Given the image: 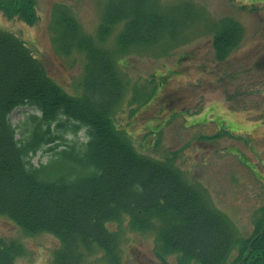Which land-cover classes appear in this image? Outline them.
<instances>
[{"label": "trees", "instance_id": "obj_1", "mask_svg": "<svg viewBox=\"0 0 264 264\" xmlns=\"http://www.w3.org/2000/svg\"><path fill=\"white\" fill-rule=\"evenodd\" d=\"M0 10L29 24L39 19L36 0H0ZM190 16L187 5L163 11L152 0H111L99 37L124 21L118 45L125 52L175 39ZM57 23L61 49L83 50L88 56L81 96L56 83L24 41L0 31V214L28 233L56 234L63 243L56 264H81L78 244L88 250L97 244L109 264H121L118 235L107 223L124 215L138 230L152 229L158 220L164 251L181 252L185 261L264 264V211L253 236L238 239L227 216L184 179L174 159L138 152L113 119L124 90L114 53L83 34L70 14L62 13ZM241 34L237 21L221 23L213 40L219 60L227 58ZM21 105L40 111L28 116L25 139L18 137V125L11 120ZM69 121L71 129L66 128ZM56 128L61 134H54ZM63 132L72 138L64 139ZM58 140L47 162L32 163L31 153ZM236 245L238 254L230 260ZM22 253L20 243L0 238V264H13Z\"/></svg>", "mask_w": 264, "mask_h": 264}, {"label": "rangeland", "instance_id": "obj_2", "mask_svg": "<svg viewBox=\"0 0 264 264\" xmlns=\"http://www.w3.org/2000/svg\"><path fill=\"white\" fill-rule=\"evenodd\" d=\"M109 1L37 0L40 16L35 23L9 18L0 11V30L23 40L49 75L67 92L78 95L87 56L80 50L64 53L60 49L59 12L70 13L83 33L96 39ZM155 1L163 11L186 3L194 7L188 28L180 39L119 54L125 90L115 119L139 152L157 160L173 158L189 183L229 217L236 235L248 238L264 209V0ZM225 19L240 23L243 35L221 61L212 41L215 25ZM123 24L116 25L104 47L117 48ZM37 113L28 105L12 112L19 137L29 134L27 117ZM72 126L69 121L66 128ZM54 134L61 132L56 128ZM79 135L84 139L83 131ZM63 137L71 139L72 135L63 132ZM51 145L31 156L33 164L49 159ZM108 226L120 237L121 264H181L179 253L162 251L156 229L135 230L128 215ZM0 237L24 246V254L14 264H53L62 247L55 234H29L6 215H0ZM79 251L83 264H108L97 245Z\"/></svg>", "mask_w": 264, "mask_h": 264}]
</instances>
